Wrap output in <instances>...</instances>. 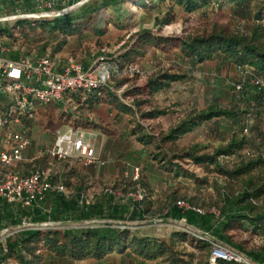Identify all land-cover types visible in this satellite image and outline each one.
Returning a JSON list of instances; mask_svg holds the SVG:
<instances>
[{"label":"trees","instance_id":"1","mask_svg":"<svg viewBox=\"0 0 264 264\" xmlns=\"http://www.w3.org/2000/svg\"><path fill=\"white\" fill-rule=\"evenodd\" d=\"M251 1L252 0H90L77 11L64 17L48 19V22L47 19H42V25L40 26L37 24L40 21H31V27L25 25L27 20L18 21L15 29L19 34L25 37L27 35L25 32L26 28L31 30L39 28L41 32H47L49 36L48 39L53 42L59 39L56 45L57 49H61L65 46L67 38L76 36L81 37L87 32L92 37H96L95 44L102 49L103 44L99 38L103 37L109 31V27H112L127 35V41L122 46V49L125 51L118 55L117 60H113L107 56V53L104 52L105 48H103L102 53L96 57L95 61L105 58L109 63L120 70L126 65H137L139 68L148 50H154L165 55L176 53L174 55L176 60L174 61L173 59L172 62L176 64L177 69L188 66L190 69H193L194 67L210 62H215L218 66L233 67L236 77L234 80L235 82L231 86L233 93V95H230L231 101L224 107H221L218 103L219 101H216V103L210 104L202 111L190 113L184 120L178 122L174 127L169 129L167 134L163 137V142L173 144L181 137L192 133L200 126L209 122L219 124V121L222 119L233 123V129L236 130V126L241 119L240 115L237 113V102H246L248 104H253L252 106H259L258 108L255 107L259 112L264 110V91L257 90V88L251 84V80L253 79L264 82V45L257 43L255 39L256 36L259 35L257 32L254 33L253 38H247L244 35L238 34H226L221 31L216 33L212 32L207 36L169 38L149 30H133L138 23L137 18L135 16L131 18L128 17L129 12L122 9L123 5L129 2L135 10H142L144 12H147L150 8L154 9L156 10L154 14V19L156 21L157 16L161 13V6L165 4L171 6L170 9L176 8L182 14L191 15L196 12L207 14L215 8L217 9L226 3H231L233 13L237 15L238 18L241 16L243 20H248L246 11ZM11 2L21 4V7H25L24 11L29 9L31 4H36L35 0H11ZM37 7L36 4L35 8L28 11L37 12ZM251 20L252 22H264V1H262L261 5L253 13ZM20 24H23V26L20 27ZM4 34H6L7 37H11L10 33ZM1 44L6 45V43L2 42ZM7 55H10V57L6 58ZM16 57L17 55L14 52L4 55V58L8 60L16 61L18 60ZM47 57L54 59L51 56ZM158 65L160 67L161 63L158 62L154 66L157 68ZM186 78L187 75L180 71H178V73L171 71L161 72L146 77L141 84L137 85L136 82L139 79V75H135L130 79L123 77V79L114 80L112 85L114 91L104 89L90 94L79 93L69 95L65 104L77 106L79 110H85L86 113L95 106H111L118 113L132 117L137 116L138 111L142 121L148 122L167 115L164 109L158 108L155 104L158 95L167 92L173 85L178 84ZM129 80H134L135 83L130 84L129 82L132 81ZM119 92H121V95L117 94ZM7 103V99L0 94V106H6ZM57 106L62 109L61 105ZM251 110L252 109L245 112L243 111V113L247 115L244 116L242 120L241 130L240 128L238 129L241 135L245 130L248 132L249 121L252 116ZM62 124L63 123H61V125ZM82 127L93 130L100 129L91 122L83 124ZM105 134H109V132L105 131ZM130 135L144 148L150 158L154 161H158L159 166L166 173H171L173 178L192 179V175L184 170L178 169V165L175 164V161L178 159L177 157L174 155L172 157H167L163 153L160 154V147L155 143V137L157 136L151 132V130L146 129L145 131L141 128L139 129V127H133L130 129ZM248 149L245 139H239L235 132L231 135V139L224 147L215 150L211 155L197 156L194 150H188L179 158L181 160H192L196 166L202 167L205 171L214 168V170L220 172L221 175L224 174L227 177L235 178L246 174L255 165V163L252 162H247L245 165L239 162L241 155H237L239 152L243 151V157L246 158L252 156V152ZM230 157H235L237 159L236 162L241 165L234 171H224L219 163V159ZM261 193L262 189L249 190L247 188L243 190L232 201L226 200L217 218L214 214H205L202 216L192 212L182 214L175 207H172L170 210L172 211L174 219L179 220L185 218L189 225L197 227L204 233L212 234L219 238L230 249L244 255L250 259L252 263L264 264V252L253 251L245 253L240 245L233 244L230 237L226 235L228 230L235 227L251 235L264 238V207L256 210L253 204V201L257 200ZM79 195L80 192L69 197L50 194L39 208H24L22 206L11 205L4 201H0V229L3 227L15 226L22 217L26 216L31 218V220L34 219V221H44L45 218L43 217L46 214L45 211H48V213L50 212L51 218L60 221H118L119 218H122L117 215L121 207L112 206L110 203L104 202L103 200H94L90 206L80 207L78 205ZM133 204L131 214L135 215L139 211L137 207L139 203ZM7 207L11 208L7 209ZM139 214L141 213L139 212ZM15 215L19 216L16 222L10 225L1 223L7 216L9 220H13ZM174 237H180L184 240L186 238L184 233L180 235L177 233ZM174 237L167 243L153 237H138L137 235L130 234L129 230L27 231L7 240L5 242L7 253L2 256L16 260L17 264H39V253L42 250H46L49 254L57 258H68L76 262L86 259L100 260L109 254H123L129 251L142 260L156 262L158 264H192V261L183 259L174 250ZM198 244H200L202 248L209 249V245L205 241L198 240ZM206 264H208V262ZM218 264L232 263L219 262Z\"/></svg>","mask_w":264,"mask_h":264},{"label":"rangeland","instance_id":"2","mask_svg":"<svg viewBox=\"0 0 264 264\" xmlns=\"http://www.w3.org/2000/svg\"><path fill=\"white\" fill-rule=\"evenodd\" d=\"M262 1L264 0H252L250 2L249 8L246 11L248 20H243L241 16L238 18V16L232 11L233 8L231 3H226L217 9L215 8L207 14L196 12L191 15L182 14L176 8L170 9L171 6L165 4L161 6V13L157 16L156 21L154 19L156 10L154 9L146 8L149 9L147 12L135 10L129 2H126L122 9L129 12L128 17L131 18L132 16H135L137 18L138 23L133 30H149L169 38L207 36L212 32L216 33L220 31L226 34H238L244 35L247 38H253L254 33L257 32V34H259L255 38L257 43L264 45V22H252L251 20V16L261 5ZM20 5L21 4L12 3L11 0L0 1V19H5L14 15H23V13H32L28 10L36 7V4L33 3L30 5L29 9L24 11L25 7H21ZM18 21L20 22L23 20L0 22V33H3L0 34V43H6V45H2L5 48V54L14 52L17 55L16 59H37L38 57H47L50 53L49 48H52L50 46L53 42L48 39V33L41 32V29L39 28H35V30L32 29L34 31L26 28L25 32L27 35L24 37L15 29ZM31 21H40L37 24L38 26L42 25V19L27 20L25 25L31 27ZM48 21L49 20L47 19V22ZM22 26L23 24H20V27ZM4 33H10L11 37H7ZM126 36L127 35L125 34L118 36L117 40L110 44V51H113L114 54L119 53L120 50H122L123 44L127 41ZM175 54L176 53H170L165 55L154 50H148L141 66L139 65V70L142 74L139 75L136 84H141L148 76L161 72H172L174 68L173 66L176 65L172 62L173 59L174 61L176 60L174 58ZM8 57H10V55H7L6 58ZM158 62L161 63V66L159 67L158 65L156 68L154 65ZM179 63L182 64L181 62ZM120 79L123 78H119V80ZM225 79L226 75L221 77V79L220 77H209V79L206 80H197L195 85L197 84L199 89L208 87L207 89L211 90L212 94H216L218 99L222 98L224 106H226V103L231 101L230 95H233L231 86L235 81L229 80L228 84L225 85ZM129 81H132L129 82L130 84L135 83L134 80ZM179 87L173 89L174 93L178 94L179 91L182 92V88ZM117 94L121 95V92ZM184 101L185 99L181 100V102ZM155 102H157V100H155ZM237 103V113L240 115L241 119L236 126L237 129H233V131L237 133L239 139H245L248 148L252 152V156L247 158L243 157V151L239 152L237 155L241 154L242 156L240 155V158H237L240 159L239 162H242V165H245L247 162L255 163L249 172L239 177L230 178L224 174L221 175L220 172H217L214 168L205 171L202 167L196 166L192 160H181L179 158L188 150H194L197 156H201L211 155L215 150L224 147L231 139L230 129L231 127H234L233 123L230 121H228L230 122L229 126L231 125L228 133L224 132V134H220V132H217L214 135L212 130L215 129V127L219 128L222 124L218 125L209 122L200 126L192 133L181 137L177 142L172 144L163 142V137L167 134L169 129L174 127L178 122L184 120L187 116L183 118L184 115H179V120L178 117L176 118L175 116V121L173 120L172 124L169 126L168 121L166 122L163 119L143 122L138 111L137 116L124 117L125 115H123L121 119L118 120L116 117L113 118L111 114L109 118L110 121L118 123L119 128L122 130L120 132L121 139H119L116 136L90 134L86 131V128L82 127L83 124L90 123V119L85 110L81 111L77 106L63 104L61 105L62 108H65L68 112V114H66V111H63V109L56 105L57 103L50 107L37 106L36 113L31 118L21 120L18 129L26 131L30 141L31 137L34 138L31 145L35 149V155H37V158L32 163L23 164V168H25L24 171L41 168L49 173V176H51L52 182L54 183H58L62 179L69 193H75L78 190L88 191V193L94 196V198H98L102 195L104 188L110 187L124 194L137 191L141 192L144 195V201L139 203L137 207L139 212L144 214L145 217L138 218V213L136 215L130 214L132 205H134L130 200L117 199L113 201L112 206L117 205L119 208L125 206L127 211L125 213L128 215V217L124 216L119 218L118 221H123L131 225L129 230L130 234L137 235L138 237L148 235L150 238L153 237L167 243H169L172 240V237L177 235V233L178 235L184 233L186 236L185 240L180 237L173 238L174 250L183 259L192 261V264H206L208 261L209 249L202 248L201 245L198 244V239L195 236L183 231V226L181 227L175 223L172 224L167 222L163 223V225H158L156 221L161 218L157 215L162 214L167 208H171L172 203H175L178 200H183L189 205L201 209L205 214H212L215 212L217 218L219 216V211L226 203V200L232 201L239 193L247 188L249 190L262 189V193L257 200L253 201V204L256 210L264 207V110L259 112V110L255 109L256 106H252L253 104H248L246 102ZM183 106L184 104L177 107L171 104V106H166L162 109L167 112V115H170L175 109H178L177 111H183ZM1 107L3 106H0V112L3 111ZM157 107L161 109V107ZM250 109H252V116L249 121L248 132L241 135V123L244 116L247 115L243 113V111L245 112ZM61 123L63 124L61 125ZM133 127H139V129L141 128L145 131L146 129L151 130V132L157 136L155 137V143L160 147V154L163 153L167 157H172L173 155L177 157L178 159L175 161V164L178 165V169L184 170L192 175V179L187 180L186 178H182L176 181L177 179L173 178L171 173H166L159 166L158 161L152 160L148 153H137L130 144L134 141L136 142V140L131 139L130 142L126 141V139L131 136L127 135L126 129H132ZM162 128L165 130H161ZM239 128L240 130L238 131ZM76 129L85 131L84 142L91 144L95 149L96 155L100 152L102 147L104 148L102 157L106 163H104L103 166H90L94 167L93 173L90 172L88 167H79L77 163H74L73 167L68 170L66 166L59 165L63 163L51 161L46 156V150L54 145L55 137L58 132L61 134H67ZM219 161L224 171L228 172L238 169L239 165H241L236 162L237 159L235 157L220 158ZM133 162H136V164L139 165L140 170H143L146 174H143L142 176L140 173L138 182L131 181L130 166ZM112 170H118V176L114 178V180L108 181L106 180V177L108 176L107 173ZM4 172V170L0 169V176ZM61 173H63L62 176ZM82 173H84L83 175L86 177L92 174L95 175L98 179L97 182L91 184L84 183L82 180ZM175 196H180L181 198L176 200ZM8 208L11 207H7V209ZM49 213L47 211L45 216H42L45 218L44 221H34V219H32V222L43 223L47 222L48 218L52 220L53 218H51ZM18 219V215H15L13 220H9L7 216V218H4L1 223L10 225ZM52 221L67 222L54 219ZM190 227H192L191 229L194 231L202 232V230H199L197 227L192 225H190ZM226 235L230 237L233 244L240 245L245 253L253 251L264 252V238L251 235L250 233H246L235 227L228 230ZM208 238H214L222 242L212 234H208ZM48 254L49 253L46 250H42L39 253V264H48ZM2 262L17 264L16 260L9 257L5 258L0 253V264H2Z\"/></svg>","mask_w":264,"mask_h":264},{"label":"built area","instance_id":"3","mask_svg":"<svg viewBox=\"0 0 264 264\" xmlns=\"http://www.w3.org/2000/svg\"><path fill=\"white\" fill-rule=\"evenodd\" d=\"M38 11L23 15H14L0 22L17 20H41L64 17L90 0H35ZM5 48L0 43V94L8 101L1 107L0 112V167L5 170L0 176V201L7 204L18 205L24 208H39L46 197L52 195L71 196L65 185L50 180L49 173L41 168L33 169L28 175H20L13 170L23 162V153L30 147L31 142L27 132L18 129L22 119L31 118L36 113V107H48L60 103L65 104L69 95L79 93L90 94L104 89H112L115 79L141 75L137 65H126L118 69L105 58L95 61L88 69L82 64L68 60L42 57L37 59L20 58L16 61L3 57ZM60 69V70H58ZM248 75V74H246ZM251 84L259 91H264V82L253 79ZM244 133H247L245 130ZM84 131L76 129L67 134L57 133L54 145L46 150L49 160L65 163L69 160L78 161L84 167L103 166L104 162L97 156L90 143L84 142ZM141 170L131 167V181L138 182ZM102 195L106 198L130 200L132 203L144 201V195L137 192L121 193L114 188H104ZM94 197L81 193L78 198L80 207H88L93 203ZM180 213L188 212L205 215L201 209L191 206L183 200L174 203ZM47 211H45L46 213ZM215 216L216 213L213 212ZM158 225L166 223L162 219L156 221ZM168 223L183 226V231L195 236L198 240L209 245L208 264L226 262L232 264H254L250 259L228 248L222 242L208 238V234L194 231L185 218L168 221ZM131 225L122 221L88 220L79 222H57L48 218L47 222L35 223L31 218L23 217L15 226L0 229V253L5 255L7 250L5 242L27 231L43 230H130ZM2 264H11L2 262Z\"/></svg>","mask_w":264,"mask_h":264},{"label":"crops","instance_id":"4","mask_svg":"<svg viewBox=\"0 0 264 264\" xmlns=\"http://www.w3.org/2000/svg\"><path fill=\"white\" fill-rule=\"evenodd\" d=\"M124 32H120L117 31L115 29H113L112 27H109V31L103 36L100 37V41L103 44V48H105L104 52L107 53V56L110 59L113 60H117L118 55L121 54L122 52H124L125 50H120L119 53L114 54L113 51H110V44L114 43L117 40L118 36H122L124 35ZM59 39L54 41L53 43H51L52 48H49L50 53L48 56H51L52 58H54L55 60H60L62 61V63H66L68 60H74L76 62H80L84 68H88L90 67L94 62L96 57H98L100 55V53H102V49H100L98 46H96L95 41H96V37H92L91 35H89L87 32H85L81 37H71V38H67L66 39V44L64 47H62L61 49H57L56 45L58 43ZM5 55V53H4ZM8 60V59H7ZM14 61V60H11ZM142 63V62H141ZM173 71L172 72H176L178 73V71H180L181 73L187 75V78L184 79L183 81L179 82L176 85H173L172 88L170 90H168L167 92L161 93L158 95L159 98H157V102L155 103L157 106L161 107V109L163 107L166 106H181L182 104H184V106L182 107L183 111H177L178 109H175V111H173L172 113H170V115H166L163 117H159L158 119H156V121H158L159 119H163L166 122L168 121V125L170 126L173 122V120L178 117V120L180 118L179 115H184L183 118H185L186 116H188L190 113H194V112H198V111H202L204 109H206L210 104L212 103H216V101H219V105L221 107H224V103L221 99H218V97L216 96V94H212V91L207 89L208 87L204 88V89H199L198 85L195 83H197V80H206L209 79V77H215V78H219L221 79V77H223L224 75H226V79L224 81L225 85L228 84L229 80H235L236 77V73L233 67H223V66H218L216 65L215 62H210V63H206L197 67H194L193 69H190V67H183L181 68H176V65L173 66ZM177 69V70H176ZM60 70V69H58ZM205 77V78H204ZM194 83V84H193ZM180 86V87H179ZM182 88V92L179 91V93H174L173 89L175 88ZM230 87V86H229ZM172 91V93H171ZM201 93V94H199ZM183 94V95H181ZM198 94V95H197ZM183 96V97H182ZM185 99L184 102H181V100ZM226 103V102H225ZM228 104V103H226ZM56 105H63L60 103H57ZM223 105V106H222ZM63 109V108H62ZM63 111L67 110L64 108ZM68 114V112L66 113ZM112 114V117H116V119H121V117L123 116V114L118 113L114 108H112L111 106H95L93 107L90 111H88L87 116L90 119V122L93 123L94 125H97L100 129H87L86 131L89 132L90 134H95V135H103V136H116L119 139L120 138V132L122 131L121 128H119L118 123H116L115 121H110V116ZM174 115V116H172ZM171 116V117H170ZM124 117H127L126 115ZM175 121V120H174ZM224 121V123H223ZM227 120H220L219 124L220 127L217 129H213L212 132L214 133V135L217 132H220V134H224L228 133V130L230 129L229 126V122ZM218 124V125H219ZM161 130H165L164 128H162ZM231 135L233 133H235L233 131V127H231ZM84 131V130H83ZM105 131L109 132V134H105ZM85 132V131H84ZM127 135L130 136V128L126 129ZM33 137H31V141H33ZM131 139H135L133 136H130L129 138L126 139L127 142H130ZM213 142V141H212ZM132 145V147L135 149V151L138 152H143L146 154V151L144 150V148L139 145L138 143H136L135 141L133 143H130ZM216 144V143H215ZM35 149L32 145H30V147L23 153V162L21 164H19L13 171L20 174V175H28L33 169L31 170H25V168H23V164H30L32 163L37 157V155H35L36 153L34 152ZM104 151V148L102 147L100 152H98V154L96 155L101 161L104 162L103 157H102V152ZM147 156V155H146ZM148 158V156H147ZM77 163L78 166H82L78 161L75 160H69L63 164H59V165H63L66 166V168L69 170L73 167V164ZM106 163V162H104ZM135 163V164H134ZM130 166V165H129ZM139 167L138 164H136V162H133L130 166V170L131 167ZM83 167V166H82ZM33 168V167H32ZM93 168L94 167H88V169H90V172L93 173ZM1 170H4L0 167ZM5 171V170H4ZM141 175L143 176V174H145L143 172V170H141ZM118 170L116 171H110L108 174V176L106 177V180H114V178H116L118 176ZM117 173V175H116ZM84 173H82V180L84 183L86 184H91V183H96L97 182V177L95 175H90L88 177H86L85 175H83ZM131 174V171H130ZM63 175V173H61V176ZM146 175V174H145ZM86 177V178H85ZM147 177V176H146ZM50 180L52 181V178L50 176ZM178 181V179L176 180ZM60 184H65L62 179L58 182ZM80 192L81 193H86L89 194L88 191H81L78 190L75 193ZM75 193L70 192L71 195H74ZM94 197V196H93ZM176 200L180 199V196H175ZM95 201H106L108 203H110L111 205H113V201L117 200L116 198H106L103 195H100V197L98 198H94ZM93 200V202H94ZM174 203H172L171 208L173 207ZM117 206V205H116ZM171 208H167L166 210H164L162 212V214L157 215L158 217H160L163 221L167 222L168 221H173L174 220V216L172 214V211L170 210ZM126 207H122L119 210V213H117V215L119 217H128V215H126ZM138 213V218H143L145 217L144 214H139ZM131 214V211H130ZM136 215V214H135ZM176 220V219H175ZM146 237H150L148 235H145ZM52 263V264H158L156 262H151V261H146V260H142L138 257H136L134 254L130 253L129 251L124 252L123 254H112V255H106L105 257H103L100 260H94V259H86L84 261H80V262H74L71 261L68 258H57L55 256H53L52 254H48V264Z\"/></svg>","mask_w":264,"mask_h":264}]
</instances>
